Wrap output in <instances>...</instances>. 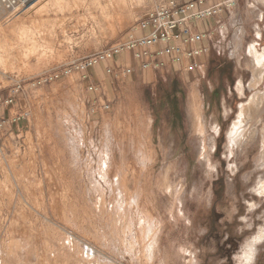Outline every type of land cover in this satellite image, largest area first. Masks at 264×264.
<instances>
[{"label":"rangeland","instance_id":"obj_1","mask_svg":"<svg viewBox=\"0 0 264 264\" xmlns=\"http://www.w3.org/2000/svg\"><path fill=\"white\" fill-rule=\"evenodd\" d=\"M150 5L0 8V98L16 99L0 110V264H236L264 230V100L242 139L232 133L264 93V73L250 86L255 53L264 58V0L224 12L204 75L149 86L99 66L50 80L121 43ZM95 100L110 110L92 113Z\"/></svg>","mask_w":264,"mask_h":264},{"label":"built area","instance_id":"obj_2","mask_svg":"<svg viewBox=\"0 0 264 264\" xmlns=\"http://www.w3.org/2000/svg\"><path fill=\"white\" fill-rule=\"evenodd\" d=\"M32 0H0V8L10 15L21 10ZM150 9L129 32L126 39L113 47L98 52L81 61H74L61 73L51 77V81L69 76L73 72L85 74L95 67H105V73L116 80L132 74L131 68L114 69L111 63L116 57L131 53L142 70H159L165 62L182 65L184 71L192 73L201 68V58L209 52L208 48L198 47L208 39V34L196 30V24L217 19L224 12L235 9L239 0H192L180 4L174 0H149ZM211 2V4H208ZM146 32L142 36L136 34ZM88 76L84 75L83 79ZM46 79L44 82H47ZM90 91L100 96L99 85H92ZM19 91H15L17 94ZM15 96L0 98V110L11 106ZM107 112L110 103L93 102L92 113ZM28 115L21 114L18 120Z\"/></svg>","mask_w":264,"mask_h":264},{"label":"crops","instance_id":"obj_3","mask_svg":"<svg viewBox=\"0 0 264 264\" xmlns=\"http://www.w3.org/2000/svg\"><path fill=\"white\" fill-rule=\"evenodd\" d=\"M174 1H177L180 4H185L192 0H174ZM208 4H211V2H209ZM225 15L226 14L223 13V15L217 18L216 20L212 19V20H207V21L196 24L195 27L197 31L208 34V39H206L203 43L199 44L198 47L208 48L209 52L201 58V68L195 72H192V73L186 72L183 70L182 65L174 64L171 62H165L164 66L159 70L151 69V70L144 71L141 69L139 63L133 59V56L131 53H126V54L116 57L115 60L111 63V66L117 70L124 69V68L132 69L133 72L130 76L126 78H122L120 80L128 78V80H130L133 83L139 82V83L147 84L149 86L153 82L157 81V79L162 80V79H167L169 77V80H170L171 76H176V75L181 76L182 78H188V79L196 77L198 75H204L206 72V68L208 67L209 62H210L211 50L213 46L216 45L219 34L223 32V27L219 26L218 23H220V20H222L221 18H223V16ZM145 33H147V31L146 32L140 31L136 35L142 36ZM104 72H105V67H104ZM110 77L113 78L112 76Z\"/></svg>","mask_w":264,"mask_h":264},{"label":"bare ground","instance_id":"obj_4","mask_svg":"<svg viewBox=\"0 0 264 264\" xmlns=\"http://www.w3.org/2000/svg\"><path fill=\"white\" fill-rule=\"evenodd\" d=\"M252 48V47H251ZM254 47L251 49V53H254ZM255 72L254 73V77L252 82L250 83L251 88L257 86V83H259L261 76L264 73V58H257L256 57V53H255ZM264 93H257L255 94V96L252 97V99L250 100L248 105H244L241 107V112L239 114V117L233 127L232 133H235L237 129H239L240 124L243 122V120L245 119V117L249 116V112L252 108H258L260 107L259 105L261 104V101L264 100ZM213 125H217L216 121L213 123ZM239 133L235 135V137H233V140H235V142H238V140L242 139L241 136H243V134H245V131H241V129H239ZM235 131V132H234ZM231 133V132H230ZM231 133V134H232ZM232 136V135H231ZM263 139H264V135H263ZM264 142V140H263ZM264 186V184H263ZM264 188V187H263Z\"/></svg>","mask_w":264,"mask_h":264},{"label":"clouds","instance_id":"obj_5","mask_svg":"<svg viewBox=\"0 0 264 264\" xmlns=\"http://www.w3.org/2000/svg\"><path fill=\"white\" fill-rule=\"evenodd\" d=\"M264 244V230L258 229L241 246V250L234 255L236 264H255V258L260 245Z\"/></svg>","mask_w":264,"mask_h":264}]
</instances>
